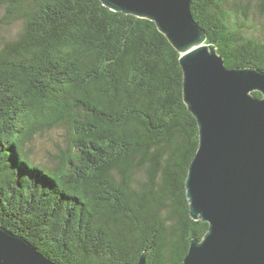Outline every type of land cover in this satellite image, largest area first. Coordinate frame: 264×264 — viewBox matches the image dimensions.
<instances>
[{"label":"trees","instance_id":"16d2710c","mask_svg":"<svg viewBox=\"0 0 264 264\" xmlns=\"http://www.w3.org/2000/svg\"><path fill=\"white\" fill-rule=\"evenodd\" d=\"M190 10L225 66L264 70V0ZM0 24L17 25L0 34V225L61 264H182L208 223L186 196L198 125L180 53L100 0H0Z\"/></svg>","mask_w":264,"mask_h":264},{"label":"water","instance_id":"95a60500","mask_svg":"<svg viewBox=\"0 0 264 264\" xmlns=\"http://www.w3.org/2000/svg\"><path fill=\"white\" fill-rule=\"evenodd\" d=\"M100 1L153 20L180 53L183 99L198 125L186 196L190 216L208 223L182 264H264V70L225 66L192 0ZM0 264L61 263L0 225ZM136 264H146L144 253Z\"/></svg>","mask_w":264,"mask_h":264},{"label":"rangeland","instance_id":"374dc122","mask_svg":"<svg viewBox=\"0 0 264 264\" xmlns=\"http://www.w3.org/2000/svg\"><path fill=\"white\" fill-rule=\"evenodd\" d=\"M15 30H17V25L0 24V34L12 33ZM60 134V130H50L38 136L36 140L37 155L35 157L46 155L47 150H54L55 145L61 140Z\"/></svg>","mask_w":264,"mask_h":264}]
</instances>
